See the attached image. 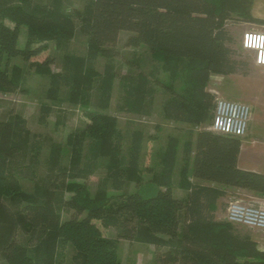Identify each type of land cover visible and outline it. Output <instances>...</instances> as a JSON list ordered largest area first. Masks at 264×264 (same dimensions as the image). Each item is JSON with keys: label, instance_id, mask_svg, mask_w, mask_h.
Returning <instances> with one entry per match:
<instances>
[{"label": "trees", "instance_id": "16d2710c", "mask_svg": "<svg viewBox=\"0 0 264 264\" xmlns=\"http://www.w3.org/2000/svg\"><path fill=\"white\" fill-rule=\"evenodd\" d=\"M70 1L0 0V60L3 55L7 59L5 65L0 61V90L14 92L24 83L20 67L8 69L10 58L30 61L47 49L42 42L55 40L64 49L60 72L50 71L51 57L31 61V66L50 76L47 99L81 105L88 119L85 127L69 134L66 146L49 144L43 173V148L26 119H0V254L8 264H63L69 243L75 250L74 264H121L118 239L102 234L96 223L100 220L114 227L118 238L167 248L158 255V264L179 257L182 264H264V249L251 227L246 230L216 217L227 187L264 195V173L239 167L240 137L209 129L216 106V95L208 89L211 76L240 73L248 66L236 58L226 22L264 25L252 13L254 1L85 0L77 13L79 30L87 36L83 55L68 49L78 27L68 9ZM21 26L27 27L23 47ZM121 31L132 32L129 45L148 48L152 64L148 71L138 66L122 77L120 109L151 115L161 87L167 92L162 116L199 128L183 143L178 187L187 192L185 198L174 195L179 138H168L160 167L144 180L140 165L145 132L135 129L124 136L118 118L108 112L116 66L108 62L100 73L96 64L98 56H114ZM51 107L41 105L39 121L51 114ZM99 168L106 177L92 194L87 180ZM23 171L37 180L32 191L22 187ZM132 182L134 192L109 193V187L122 190ZM65 192L72 195L66 198Z\"/></svg>", "mask_w": 264, "mask_h": 264}, {"label": "rangeland", "instance_id": "374dc122", "mask_svg": "<svg viewBox=\"0 0 264 264\" xmlns=\"http://www.w3.org/2000/svg\"><path fill=\"white\" fill-rule=\"evenodd\" d=\"M47 3L48 0H41ZM85 0H71L69 3V10L74 15L75 21L78 25L75 36L71 37L69 44V51L83 55L87 50V36L79 30V17L77 13L83 11L85 7ZM263 19V18H262ZM264 20V19H263ZM7 23L13 26V23L6 19ZM227 27L235 41L231 44V47L235 51V56L239 60H244L248 63V66L243 72L225 75H214V79L211 81L212 92L216 96H223L229 100H236L242 103H247L252 108L253 116L258 118V115L264 113L262 104L264 103V67L259 66L254 62V53L245 50L242 45V36L248 31L260 30L264 31V25L256 22L250 23L244 20L238 21L237 19L227 20ZM132 32L121 31L119 40L113 48L114 56L103 57L98 56L97 70L103 73L105 64L112 62L116 66V77L114 80L112 98L110 102V108L108 112L116 118H118V127L125 134L132 132L135 129H142L145 132L144 148L141 153V171L140 174L144 180H148L152 176V171L158 170L160 167V154L166 147L167 140L170 136H177L183 146L191 132L195 137L198 127L174 122L164 118L162 116V102L167 96V92L161 87H157L155 94V102L153 113L151 115H142L138 113H131L120 109L121 96L123 92L122 77L132 70L137 71L138 66L145 71H148L151 67L152 61L150 59V52L146 46L139 45L137 47L128 44ZM27 27L21 26L19 34V45L23 47L26 42ZM42 44L47 49L42 53L31 58L30 61L24 60L21 56L12 57L9 59L8 69L16 65L22 69V77H24V83L22 88L20 87L14 92H7L0 90V119H7L11 115H21L27 121V127L31 134H34V138L41 143L43 148L41 152V173L46 170V157L49 154V144L52 141L58 142L63 146L67 144V138L69 134L73 133L77 129L85 127L88 122L85 114V107L77 104H71L67 101L50 100L47 99L46 91L49 87L50 76L47 73L35 72V68L31 66V61L39 60L43 61L46 57L54 59V63L50 66L52 72H60L62 68V60L64 55V49L57 46L55 40H46ZM6 57L3 55L2 65L6 63ZM133 61L136 64L132 63ZM210 89V90H211ZM43 103L50 104L53 108L51 114L44 120H40V108ZM251 119V121H252ZM250 121V122H251ZM262 126V127H261ZM250 128V127H249ZM257 128L264 133V122L262 125H258ZM90 138L88 137L85 144V150ZM124 147L129 144L127 140L124 141ZM69 153V151H68ZM68 153L64 154L63 160L67 162ZM182 153L179 154V163L177 164L174 194L178 198H185L186 191L178 187L180 180L179 169L181 166ZM23 189L26 191H32L34 188V182L36 178L27 171H23L19 174ZM106 177L105 169L97 170L93 175L89 177L88 184L91 193L94 194L101 184L102 179ZM215 186H219L215 183ZM228 194L220 199L219 205L216 209V217L220 220H228L227 207L231 200L240 198L246 202L257 200L264 202V195L257 194L252 191H244L239 188L228 187ZM136 190L135 182L128 184L122 190H115L109 187V193L118 195L121 193H130ZM71 192H65V197L69 198ZM181 212V220H182ZM64 218H69V213L63 214ZM229 221V220H228ZM98 227L105 237L118 239L117 251L121 260V264H158V255L161 256L167 248H156L151 244H144L133 240H126L118 238L117 230L112 226H105L100 220H96ZM241 228L247 230V226L240 225ZM252 235H254L259 247L264 249V231L257 228H252ZM18 233V239L23 240V234L21 231ZM75 250L71 244H67L63 250L62 263L74 264ZM0 264H8L2 254H0ZM165 264H182V258L179 257L176 261Z\"/></svg>", "mask_w": 264, "mask_h": 264}, {"label": "built area", "instance_id": "2783aa9c", "mask_svg": "<svg viewBox=\"0 0 264 264\" xmlns=\"http://www.w3.org/2000/svg\"><path fill=\"white\" fill-rule=\"evenodd\" d=\"M264 31L254 30L243 34L242 45L245 50L254 53V62L264 67ZM214 119L209 129L218 134H227L244 138L252 119V108L247 103L229 100L223 96L215 97ZM228 220L233 224H241L264 231V202L236 198L227 207Z\"/></svg>", "mask_w": 264, "mask_h": 264}, {"label": "crops", "instance_id": "0c3cea01", "mask_svg": "<svg viewBox=\"0 0 264 264\" xmlns=\"http://www.w3.org/2000/svg\"><path fill=\"white\" fill-rule=\"evenodd\" d=\"M253 1L254 2L252 7V13L256 18L264 19V0H253ZM213 79H214V75L211 76L210 83ZM210 83H209V87H211ZM262 106H263L262 108L264 109V103L262 104ZM262 122H264V113L258 115V118H256V116H253V119L250 122V128L246 136L244 138H241V147H240L241 152L239 154L237 162L239 167L244 170L248 169L255 171L257 173H264V133L262 132V130H259L257 128L258 125H262ZM182 152H183V146L180 143L179 154ZM178 159H179V155H178ZM209 184L215 185V182H210ZM227 189L229 188L227 187ZM239 189L244 190L246 192L251 191L249 189L248 190L242 188Z\"/></svg>", "mask_w": 264, "mask_h": 264}, {"label": "clouds", "instance_id": "9594fccd", "mask_svg": "<svg viewBox=\"0 0 264 264\" xmlns=\"http://www.w3.org/2000/svg\"><path fill=\"white\" fill-rule=\"evenodd\" d=\"M259 39L264 40V36L259 37Z\"/></svg>", "mask_w": 264, "mask_h": 264}]
</instances>
